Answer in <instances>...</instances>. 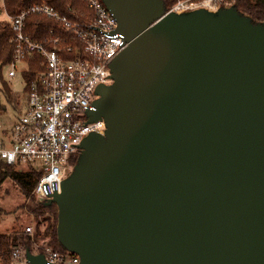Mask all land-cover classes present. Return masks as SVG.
<instances>
[{"label": "water", "instance_id": "1", "mask_svg": "<svg viewBox=\"0 0 264 264\" xmlns=\"http://www.w3.org/2000/svg\"><path fill=\"white\" fill-rule=\"evenodd\" d=\"M127 47L46 204L79 264H264V23L101 0ZM29 264H48L26 250Z\"/></svg>", "mask_w": 264, "mask_h": 264}, {"label": "built area", "instance_id": "2", "mask_svg": "<svg viewBox=\"0 0 264 264\" xmlns=\"http://www.w3.org/2000/svg\"><path fill=\"white\" fill-rule=\"evenodd\" d=\"M3 1V0H2ZM93 16L80 14V20L60 15L47 2L7 15L13 32L14 52L6 67L7 77L14 80L24 64L22 76L29 70L28 60L40 58L39 72L29 87L22 114L9 127L0 122V161L17 170L33 167L41 176L33 188L31 199L46 203L61 191L63 165H71L72 156L81 154L83 142L93 133L105 135L104 120L92 122L101 85L112 86L111 64L127 47L118 32L114 15L101 0H82ZM166 14H190L204 10L218 13L236 7L238 0H169ZM71 12L77 14L75 11ZM38 15L58 24L57 33L33 40L26 34L27 20ZM79 15V16H80ZM24 78V76H23ZM35 239L32 221L25 229ZM33 255H43L48 264H79L78 255L61 254L48 242L33 243ZM15 264H29L26 250H14Z\"/></svg>", "mask_w": 264, "mask_h": 264}, {"label": "trees", "instance_id": "3", "mask_svg": "<svg viewBox=\"0 0 264 264\" xmlns=\"http://www.w3.org/2000/svg\"><path fill=\"white\" fill-rule=\"evenodd\" d=\"M47 2L60 15L74 20H80L81 15L93 16L91 9L82 0H3V6L6 15L14 16L20 10L32 7L42 2ZM165 8L169 9L170 1L163 0ZM236 9L242 15L251 18L254 24L264 23V0H238ZM75 11L77 14H73ZM80 15V16H79ZM58 24L53 20L43 16L33 15L27 20L26 34L33 40H42L49 36L51 30L57 33ZM13 32L8 21L0 22V122L3 118H13L14 121L22 114L26 106L29 87L32 81L36 79L39 72L40 58L35 56L28 60L29 70L23 74L25 87L22 92H16L10 82L5 78L7 65L11 62L14 45L12 42ZM8 127L10 125H7ZM78 157L72 156L70 163L75 166ZM41 174L33 167L26 170H17L12 166L0 161V190L5 182L13 181L20 189L25 198L30 194L38 182ZM28 210L35 215L36 232L35 239L26 234L25 228L14 227L13 230L0 232V264H15L12 258L14 250L23 248L33 251V243L46 241L48 244L61 254H67L68 251L63 248L57 237V211L56 204L48 205L43 202H37L31 199L27 205ZM7 214L0 205V215ZM52 214L54 217L47 216Z\"/></svg>", "mask_w": 264, "mask_h": 264}, {"label": "rangeland", "instance_id": "4", "mask_svg": "<svg viewBox=\"0 0 264 264\" xmlns=\"http://www.w3.org/2000/svg\"><path fill=\"white\" fill-rule=\"evenodd\" d=\"M7 15L4 10L3 1L0 0V22L6 21ZM24 69V64H20L19 66V74L14 80H9L7 77V72L5 71V78L10 82L12 88L16 92H22L25 87V80L22 76V71ZM14 119L12 118H3L1 123L4 126L13 124ZM80 155L78 156L79 159ZM75 166L70 165H63L62 169L64 171L63 178H69L72 173L74 172ZM26 170V169H20ZM29 204V197L25 198L21 193L19 187L13 181H7L4 183L0 190V205L4 209L7 214L0 215V232H7L13 230L16 226H20L25 228L31 224L32 221H35L36 226V219L35 215L32 214L27 205ZM47 216L54 217L52 214H47ZM57 222H58V211H57ZM47 242V240H46Z\"/></svg>", "mask_w": 264, "mask_h": 264}]
</instances>
